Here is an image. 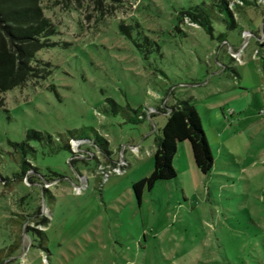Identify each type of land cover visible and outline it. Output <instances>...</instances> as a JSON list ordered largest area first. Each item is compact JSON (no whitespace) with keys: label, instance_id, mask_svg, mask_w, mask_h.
<instances>
[{"label":"rangeland","instance_id":"obj_1","mask_svg":"<svg viewBox=\"0 0 264 264\" xmlns=\"http://www.w3.org/2000/svg\"><path fill=\"white\" fill-rule=\"evenodd\" d=\"M220 1L36 0L32 75L0 92V264H264V0H222L230 22ZM202 3L220 19L198 23ZM181 100L213 166L182 141L176 178L137 202ZM137 106L135 124L114 113Z\"/></svg>","mask_w":264,"mask_h":264},{"label":"trees","instance_id":"obj_2","mask_svg":"<svg viewBox=\"0 0 264 264\" xmlns=\"http://www.w3.org/2000/svg\"><path fill=\"white\" fill-rule=\"evenodd\" d=\"M256 1L244 0L246 5L250 6ZM218 6L226 17L224 20L230 22L225 2L221 0ZM212 8L213 5L207 6L202 3L192 17L201 25H205L209 19L219 20L220 18L213 13ZM42 29H46V23L36 6V0H0V92L21 85L30 78L32 73L29 61L33 59L35 50L40 46L38 33ZM260 31L261 40L258 42L256 56L261 62L264 73V19ZM115 110L114 113L122 115L126 122L133 124L141 122L139 115L144 116L141 106H137L130 113L121 108ZM88 129L91 131L90 127ZM85 130L75 129L70 134L85 137ZM35 134L34 138L47 145L46 147L53 152L63 147V138L55 142L44 132ZM205 137L198 113L190 100H181L178 105L172 107L156 138L150 174L132 183L136 201L140 202L141 193L144 189L151 190L155 182L176 178V171L172 164L178 150V143L182 141L189 143L196 169L202 174L208 173L213 166V158ZM19 146L21 158L23 147Z\"/></svg>","mask_w":264,"mask_h":264},{"label":"crops","instance_id":"obj_3","mask_svg":"<svg viewBox=\"0 0 264 264\" xmlns=\"http://www.w3.org/2000/svg\"><path fill=\"white\" fill-rule=\"evenodd\" d=\"M239 76V75H238Z\"/></svg>","mask_w":264,"mask_h":264}]
</instances>
